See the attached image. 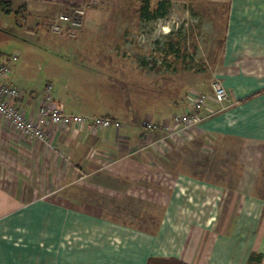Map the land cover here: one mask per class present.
Returning a JSON list of instances; mask_svg holds the SVG:
<instances>
[{
	"label": "crops",
	"instance_id": "1",
	"mask_svg": "<svg viewBox=\"0 0 264 264\" xmlns=\"http://www.w3.org/2000/svg\"><path fill=\"white\" fill-rule=\"evenodd\" d=\"M8 1L27 14L48 12L50 21L83 6L86 13L79 30L83 35L88 22H101L91 6L118 0ZM209 1L226 5L220 62L213 77L221 80L228 101L218 104L209 88L188 90L210 96L189 142L194 141L196 147L191 149L200 152L216 147L240 154L231 164H248L253 171L244 167L213 171L209 166L213 161L202 158L208 166L199 172L174 167L173 173L156 172L165 164L161 157L177 146L159 154L148 144L162 136L161 126L171 117L144 112L123 121L119 109L105 111L104 91L99 88L93 91L96 102L91 106L74 91L73 101L66 104L53 96L66 113L108 115L121 128L88 133L77 126L48 125L46 142L28 143L0 117V264H147L151 258H174L184 264H264V0ZM109 17L113 22L118 16ZM139 20L144 26L156 22ZM112 26L103 29L110 33ZM110 52L115 51L110 48ZM113 56L98 63L102 70L97 73L102 80L98 85L115 92L117 84L137 83L133 66L126 71L123 66L113 75L118 69L112 68ZM43 90L23 91L29 115ZM119 93L124 106L125 93ZM185 105L183 96L177 101V113ZM134 110L130 108L131 114ZM147 121L159 128L146 130ZM202 159L190 160L201 164ZM103 163L113 169L103 172ZM135 166L144 171L143 177L130 172ZM170 178H175L174 187L182 193L169 195L154 184L166 185ZM249 214L256 221L247 219ZM252 254L257 255L254 260Z\"/></svg>",
	"mask_w": 264,
	"mask_h": 264
},
{
	"label": "rangeland",
	"instance_id": "2",
	"mask_svg": "<svg viewBox=\"0 0 264 264\" xmlns=\"http://www.w3.org/2000/svg\"><path fill=\"white\" fill-rule=\"evenodd\" d=\"M92 6L91 12L98 15L101 22H88L85 33L80 35L78 31L75 39L51 34L48 31L51 16L48 12L29 11L27 14V10L18 4H13L8 12L0 10V57L19 54L18 60L12 64L10 75L18 89L36 93L50 83L54 85L52 96L55 99L65 104L72 102L74 91L86 98L85 103L91 106L95 95L93 91L99 88L104 91L101 103L105 111L119 109L122 112L120 118L129 122L131 112L123 108L125 105L119 90L113 87V92L105 85H98L102 81L97 79V73L102 71L98 63L114 55L112 68L118 69L113 75L123 66V71L133 66V71L138 73V82L129 89H132L130 94L134 98V107L141 109L140 116L146 112L170 118L177 113V101L185 97L190 88H209L212 91L211 82L220 62L226 5L212 4L209 0H173L164 19L146 26L139 20L142 3L137 0L103 1ZM110 14L118 16L117 20L110 21ZM97 24L99 31L95 30ZM111 24L112 30L108 33L110 29L103 28ZM171 45L173 49H170ZM110 48L115 51L113 54ZM191 146L196 147L194 141L177 144V150L161 157L165 159V164L162 162L164 166L155 171L173 173L174 167L176 171L199 172L198 169L208 166L202 158L213 161L214 164L209 165L213 171L221 167L228 171H239L243 167L253 171L254 167L248 164H231V160L240 154L219 151L216 147L200 152L191 149ZM195 158L202 159L201 164L190 160ZM234 161L237 163L236 159ZM177 162L180 164L174 166ZM103 164V172L113 169L109 163ZM130 172L138 173V178L144 176V171L137 166ZM151 172L154 171L151 169ZM174 179H167V182L157 180L166 185L154 184L169 195L174 191L180 194L183 191L178 186L174 187ZM37 215L40 220V214ZM152 215L154 213L150 214L151 219ZM249 215L247 219L256 221L254 214ZM252 256L256 258L257 255Z\"/></svg>",
	"mask_w": 264,
	"mask_h": 264
},
{
	"label": "built area",
	"instance_id": "3",
	"mask_svg": "<svg viewBox=\"0 0 264 264\" xmlns=\"http://www.w3.org/2000/svg\"><path fill=\"white\" fill-rule=\"evenodd\" d=\"M85 8L76 6L68 12H61L48 23V31L54 35L66 34L74 38L82 28L85 17ZM19 58V54L11 57H0V117L6 122L23 142H46L47 126L62 127L77 126L88 133H96L99 129L121 128V123L109 116H88L64 112L61 104L52 96L53 86L48 83L43 92L37 97L38 104L31 115L25 105V94L10 82L12 64ZM214 100L224 106L228 101L227 91L221 80L214 76L211 82ZM209 94L190 90L185 95V108L174 114L162 128V136L150 144L154 151L167 153L177 144H185L192 138V129L202 121V112L207 107ZM143 127L154 131L159 125L147 121Z\"/></svg>",
	"mask_w": 264,
	"mask_h": 264
},
{
	"label": "trees",
	"instance_id": "4",
	"mask_svg": "<svg viewBox=\"0 0 264 264\" xmlns=\"http://www.w3.org/2000/svg\"><path fill=\"white\" fill-rule=\"evenodd\" d=\"M140 3H142V8L140 10V17L147 21H157L159 19H164L171 7H172V1L173 0H137ZM154 4V7L152 5ZM11 2L8 0H0V10L8 12L11 9ZM8 10V11H7ZM170 49H173L172 45L170 46ZM131 85H123V84H117L115 87L118 88L120 91L123 92V96L126 100L125 101V108L126 110L130 111V108L135 106L134 105V98L131 97L132 89H129ZM140 110L133 111V114H131L132 117H138L140 116ZM111 117V116H109ZM113 118V117H112ZM115 119V118H114ZM255 255V254H252ZM251 255V260H253V256ZM147 264H184L181 261L170 258V259H162V258H151Z\"/></svg>",
	"mask_w": 264,
	"mask_h": 264
}]
</instances>
